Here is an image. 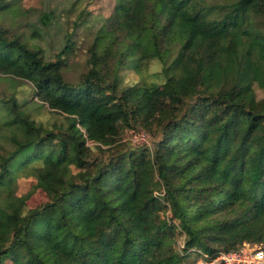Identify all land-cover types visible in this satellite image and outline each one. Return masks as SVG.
<instances>
[{
  "label": "trees",
  "instance_id": "16d2710c",
  "mask_svg": "<svg viewBox=\"0 0 264 264\" xmlns=\"http://www.w3.org/2000/svg\"><path fill=\"white\" fill-rule=\"evenodd\" d=\"M72 36L49 61L0 26V264H194L264 243V0H116L76 83ZM34 97L66 127L39 123ZM139 128L153 147L121 143ZM28 177L49 202L26 213Z\"/></svg>",
  "mask_w": 264,
  "mask_h": 264
},
{
  "label": "rangeland",
  "instance_id": "374dc122",
  "mask_svg": "<svg viewBox=\"0 0 264 264\" xmlns=\"http://www.w3.org/2000/svg\"><path fill=\"white\" fill-rule=\"evenodd\" d=\"M1 2L2 0H0ZM7 2H12L14 9L7 13L0 12V26L14 35L23 36L25 42L32 45V47L43 50L47 60L56 61L57 55L66 44V39L71 34L73 35L71 39L75 44V51L67 59L66 77L69 81L75 83L80 80V77L87 70L88 48L92 45L104 20L113 14L116 4V0H7ZM83 12L87 13L86 23L75 29V23L79 22L78 18ZM44 17L48 19L46 23ZM158 69L159 66L155 65L152 72ZM137 78L133 73H127L122 79L120 89L134 84ZM21 83L18 93L27 94V97L32 98L33 89L30 82L22 81ZM258 94L259 96L263 95L260 90H258ZM32 100L37 102L36 105L31 107L32 109L36 107L37 110L32 111V113L39 123H43L50 130L55 129L56 126L65 125L64 127H66L68 123L67 115L44 105L37 97ZM121 143L132 148L153 147L150 135L140 128L126 131ZM95 155L101 156L102 153L100 150H96ZM18 185V195L27 198L26 213L37 210L49 202L46 193L42 189H36L34 178L20 179ZM257 245H262L264 249V243ZM242 248L243 246L237 251H233V253L240 251ZM194 254H198L191 257V260L195 262L194 264H210L214 261V259H210L208 254H200V252ZM4 264L15 263L6 260Z\"/></svg>",
  "mask_w": 264,
  "mask_h": 264
},
{
  "label": "built area",
  "instance_id": "2783aa9c",
  "mask_svg": "<svg viewBox=\"0 0 264 264\" xmlns=\"http://www.w3.org/2000/svg\"><path fill=\"white\" fill-rule=\"evenodd\" d=\"M264 264V249L262 245L245 243L238 252L223 253L210 264Z\"/></svg>",
  "mask_w": 264,
  "mask_h": 264
}]
</instances>
